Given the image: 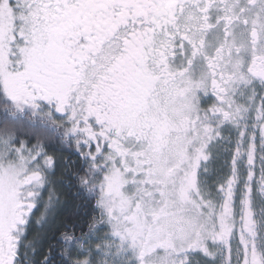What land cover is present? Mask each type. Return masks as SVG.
Listing matches in <instances>:
<instances>
[{"label":"snow or ice","instance_id":"1","mask_svg":"<svg viewBox=\"0 0 264 264\" xmlns=\"http://www.w3.org/2000/svg\"><path fill=\"white\" fill-rule=\"evenodd\" d=\"M0 264H264V0H0Z\"/></svg>","mask_w":264,"mask_h":264}]
</instances>
